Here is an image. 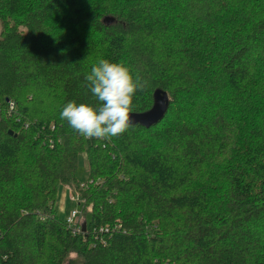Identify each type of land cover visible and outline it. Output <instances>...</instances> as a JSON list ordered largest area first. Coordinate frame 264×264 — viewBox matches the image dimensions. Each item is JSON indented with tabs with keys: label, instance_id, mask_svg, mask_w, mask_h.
Returning a JSON list of instances; mask_svg holds the SVG:
<instances>
[{
	"label": "trees",
	"instance_id": "trees-1",
	"mask_svg": "<svg viewBox=\"0 0 264 264\" xmlns=\"http://www.w3.org/2000/svg\"><path fill=\"white\" fill-rule=\"evenodd\" d=\"M0 23V264H264V0H0ZM101 58L144 85L103 140L60 117L99 104ZM83 150L78 232L55 201Z\"/></svg>",
	"mask_w": 264,
	"mask_h": 264
},
{
	"label": "clouds",
	"instance_id": "clouds-1",
	"mask_svg": "<svg viewBox=\"0 0 264 264\" xmlns=\"http://www.w3.org/2000/svg\"><path fill=\"white\" fill-rule=\"evenodd\" d=\"M88 87L98 105L68 102L60 117L85 138L103 140L123 134L130 126L134 96L144 85L124 63L99 59L86 75Z\"/></svg>",
	"mask_w": 264,
	"mask_h": 264
},
{
	"label": "rangeland",
	"instance_id": "rangeland-1",
	"mask_svg": "<svg viewBox=\"0 0 264 264\" xmlns=\"http://www.w3.org/2000/svg\"><path fill=\"white\" fill-rule=\"evenodd\" d=\"M0 29H1V23H0ZM164 115V114H163ZM88 176V163H87V157L86 152L83 150L80 152L79 156V165L78 170L76 174V181L73 183H65L62 182L59 185L57 199L55 201V207L58 213V216L61 219H66V217L71 213V211L74 208L82 210L83 203L79 202L77 199H74L72 197L73 192L77 190L76 185L77 183L83 184ZM89 208V205L86 209ZM86 217H89V210H87ZM82 216V215H81ZM80 262V258L75 252H72L69 254V256L66 259L65 264H78Z\"/></svg>",
	"mask_w": 264,
	"mask_h": 264
},
{
	"label": "water",
	"instance_id": "water-1",
	"mask_svg": "<svg viewBox=\"0 0 264 264\" xmlns=\"http://www.w3.org/2000/svg\"><path fill=\"white\" fill-rule=\"evenodd\" d=\"M169 102L168 93L166 90L158 89L155 90V104L150 111L141 112L140 115L146 118L153 117V120H157L163 116L165 113ZM155 110V111H153ZM152 111V112H151ZM152 120V121H153ZM14 129H10V132H13ZM86 219L84 218L81 222L82 230L86 229Z\"/></svg>",
	"mask_w": 264,
	"mask_h": 264
},
{
	"label": "built area",
	"instance_id": "built-area-1",
	"mask_svg": "<svg viewBox=\"0 0 264 264\" xmlns=\"http://www.w3.org/2000/svg\"><path fill=\"white\" fill-rule=\"evenodd\" d=\"M11 107H14V101H11ZM26 125H28V123H26ZM53 142V140L51 139V143ZM72 197L74 199H77L79 202H84V198L80 197V190H76V192H73ZM83 218L81 216V211L77 208H74L71 213L66 217V221L69 223V225H72L73 229L75 231H82V227H81V222H82Z\"/></svg>",
	"mask_w": 264,
	"mask_h": 264
}]
</instances>
